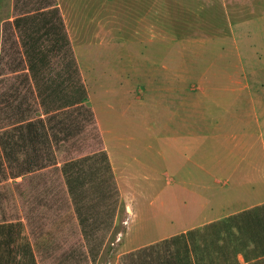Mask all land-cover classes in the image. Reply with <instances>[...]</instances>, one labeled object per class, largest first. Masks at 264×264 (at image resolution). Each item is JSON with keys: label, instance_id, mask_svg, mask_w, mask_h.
<instances>
[{"label": "rangeland", "instance_id": "rangeland-1", "mask_svg": "<svg viewBox=\"0 0 264 264\" xmlns=\"http://www.w3.org/2000/svg\"><path fill=\"white\" fill-rule=\"evenodd\" d=\"M41 118L50 165L20 174ZM259 200L264 0H0V212L41 264L216 249L204 225Z\"/></svg>", "mask_w": 264, "mask_h": 264}, {"label": "crops", "instance_id": "crops-1", "mask_svg": "<svg viewBox=\"0 0 264 264\" xmlns=\"http://www.w3.org/2000/svg\"><path fill=\"white\" fill-rule=\"evenodd\" d=\"M260 206H264V200L251 202L240 211H252ZM19 208L24 214L25 207L19 205ZM2 210L3 208L0 212V264H41L42 252L50 253L53 250L48 246V241L44 243L45 248H41L42 238L33 225L28 222L25 215L9 218L4 215ZM240 211L225 217V220L228 219L227 221L224 219L211 220L207 225H204L212 227L216 232L214 238L216 249H212V247L210 250H206L207 244L210 245V243L202 242L201 246L204 249L202 252L189 251L169 254V257L163 261L158 262V259L156 261L154 259L152 263L264 264V210L252 213L254 215L252 219L247 218L242 221L229 219ZM186 240V244L190 246L191 239L187 238ZM196 242L199 244L198 241ZM230 243H233L234 250L229 253Z\"/></svg>", "mask_w": 264, "mask_h": 264}, {"label": "trees", "instance_id": "trees-1", "mask_svg": "<svg viewBox=\"0 0 264 264\" xmlns=\"http://www.w3.org/2000/svg\"><path fill=\"white\" fill-rule=\"evenodd\" d=\"M41 124H44V119H30L28 120L27 122H25L24 126H26V130H27V133L31 135V138H33V142H35L36 146H34V162L32 163L30 158H28L27 160V164H25V168L22 169V172L20 174H24V173H27L29 171H33V170H37V169H40V168H43V167H46L48 165H50V161L51 159H47L48 156H46L45 152H44V149L42 147H40L39 145V142H38V139L40 141V135H41V132L37 131L36 127L38 125V123ZM39 148V149H38ZM106 155V152L104 151V153ZM27 156V155H26ZM106 157L108 158V156L106 155Z\"/></svg>", "mask_w": 264, "mask_h": 264}]
</instances>
